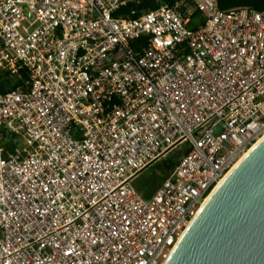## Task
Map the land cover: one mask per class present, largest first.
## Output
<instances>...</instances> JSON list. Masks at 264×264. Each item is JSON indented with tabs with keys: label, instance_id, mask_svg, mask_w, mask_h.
Returning a JSON list of instances; mask_svg holds the SVG:
<instances>
[{
	"label": "built area",
	"instance_id": "2783aa9c",
	"mask_svg": "<svg viewBox=\"0 0 264 264\" xmlns=\"http://www.w3.org/2000/svg\"><path fill=\"white\" fill-rule=\"evenodd\" d=\"M153 1L0 0V264H164L264 137V11Z\"/></svg>",
	"mask_w": 264,
	"mask_h": 264
},
{
	"label": "water",
	"instance_id": "95a60500",
	"mask_svg": "<svg viewBox=\"0 0 264 264\" xmlns=\"http://www.w3.org/2000/svg\"><path fill=\"white\" fill-rule=\"evenodd\" d=\"M164 264H264V137L206 198Z\"/></svg>",
	"mask_w": 264,
	"mask_h": 264
},
{
	"label": "trees",
	"instance_id": "16d2710c",
	"mask_svg": "<svg viewBox=\"0 0 264 264\" xmlns=\"http://www.w3.org/2000/svg\"><path fill=\"white\" fill-rule=\"evenodd\" d=\"M171 2H180V10L184 12L188 6H190V0H170ZM160 1L153 0H143V6L134 7L137 11L142 8L148 10H153L158 7ZM218 5L220 9L228 11L235 8H250L260 13L264 11V0H218ZM189 23L188 25L195 29L202 22L200 14L198 11L193 10L190 15H188ZM9 84L8 80H4L0 85V91H3ZM20 84V80L17 81ZM16 85V84H14ZM178 160H171L165 158L164 161L158 165L159 172L156 176H153L150 180L141 183H135L136 188L142 194L143 197L147 198L151 195L152 191L158 187L166 176L171 172V170L176 167Z\"/></svg>",
	"mask_w": 264,
	"mask_h": 264
},
{
	"label": "rangeland",
	"instance_id": "374dc122",
	"mask_svg": "<svg viewBox=\"0 0 264 264\" xmlns=\"http://www.w3.org/2000/svg\"><path fill=\"white\" fill-rule=\"evenodd\" d=\"M187 146L182 143V145H179L178 147L174 148L169 155L166 157L171 160H179V158L182 156V154L185 152ZM164 159H161L148 167L146 170H144L134 181L135 183H143L148 180H150L153 176H156L159 172L158 165H160Z\"/></svg>",
	"mask_w": 264,
	"mask_h": 264
}]
</instances>
